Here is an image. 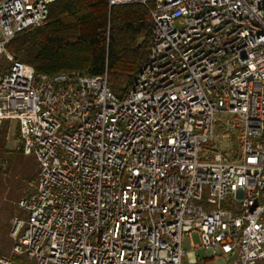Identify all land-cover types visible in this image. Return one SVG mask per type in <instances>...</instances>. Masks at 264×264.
<instances>
[{
    "label": "built area",
    "instance_id": "1",
    "mask_svg": "<svg viewBox=\"0 0 264 264\" xmlns=\"http://www.w3.org/2000/svg\"><path fill=\"white\" fill-rule=\"evenodd\" d=\"M56 1L0 0V134L13 123L17 151L39 166L17 202L13 253L31 264H206L199 248L222 264L264 260V0H108L152 21L122 98L106 73L37 74L7 51ZM221 112L237 118L238 147L205 161ZM191 233L200 243L188 252Z\"/></svg>",
    "mask_w": 264,
    "mask_h": 264
},
{
    "label": "trees",
    "instance_id": "2",
    "mask_svg": "<svg viewBox=\"0 0 264 264\" xmlns=\"http://www.w3.org/2000/svg\"><path fill=\"white\" fill-rule=\"evenodd\" d=\"M151 28L148 11L138 3L109 6L108 0H57L49 6L45 25L18 33L6 49L37 74L101 76L106 73L109 89L122 98L147 59ZM1 134L0 157L6 168L4 171L0 168V175H8L14 157L24 155L7 149L5 130ZM36 179L35 169L31 175L20 178L31 185L27 193L34 191ZM12 214L13 208L9 210L10 217ZM13 261L24 264L22 257Z\"/></svg>",
    "mask_w": 264,
    "mask_h": 264
},
{
    "label": "rangeland",
    "instance_id": "3",
    "mask_svg": "<svg viewBox=\"0 0 264 264\" xmlns=\"http://www.w3.org/2000/svg\"><path fill=\"white\" fill-rule=\"evenodd\" d=\"M215 119L217 122L215 124L214 138L210 141V143L203 146V151L205 152L203 159L205 161H212V158L216 153L221 154L222 158L225 160L231 159L238 147L239 129L238 126L235 125L237 118L233 115L221 112L216 114ZM7 124L8 123H6V125ZM224 128H229L231 130V134L229 137L221 140L220 134L224 133ZM4 130L6 134V148L11 151L18 152L16 149V146L19 145L17 127L13 129V123H11L10 128L7 129V127H5ZM7 158L9 157L5 156V159ZM0 161V168L4 171L6 168V162L3 161L1 157ZM31 164L34 165L33 168L30 167ZM34 169L37 171L39 166L33 155H24L22 158H20V156H15L10 173L8 175H0V258L5 257L10 259L12 264L15 263V261H13L14 258L22 257L13 253L12 249L14 241L10 236L13 219L16 216L21 215V212L16 207V204L21 197L29 194L27 192L30 191L29 188L31 187V185L25 180L20 181V178L31 175L32 172H34ZM34 188H32V191ZM11 208H13V214L10 217L9 210L11 211ZM190 242L193 245L198 246L200 243L198 235L191 233L189 237H183L182 247L185 251H193L190 247ZM193 252L197 254L200 259H205L206 264L224 263V259L222 257L208 259L206 257V252L202 248L194 250ZM218 253L219 251L217 250L216 254ZM22 259L24 264H28L23 257ZM256 264H264V260L258 261Z\"/></svg>",
    "mask_w": 264,
    "mask_h": 264
}]
</instances>
